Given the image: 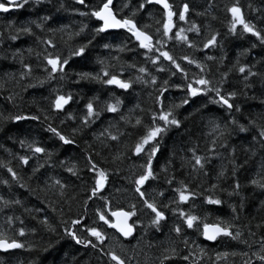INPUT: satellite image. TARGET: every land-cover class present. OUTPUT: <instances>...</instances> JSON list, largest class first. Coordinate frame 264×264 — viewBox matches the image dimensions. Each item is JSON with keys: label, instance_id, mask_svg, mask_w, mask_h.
<instances>
[{"label": "trees", "instance_id": "16d2710c", "mask_svg": "<svg viewBox=\"0 0 264 264\" xmlns=\"http://www.w3.org/2000/svg\"><path fill=\"white\" fill-rule=\"evenodd\" d=\"M169 1L174 5V11L183 3L189 5L190 11L186 14L185 21L178 19V12L173 16L174 27L170 32L173 38L165 39L163 44V50L176 57L178 63L187 70L189 80L200 74V69L196 68L195 64L189 65L186 61L180 60L179 57L183 55H188L206 65L205 71L210 73L209 78L213 80L219 79L218 68L220 72L227 71L237 58L242 64L254 65L253 71L264 73V45H260L250 34L241 35L239 25L235 35L229 32L231 14L227 12V7L236 3L237 0ZM238 2L246 20L251 21L258 28H264V0H238ZM60 3L64 4V8L58 11ZM86 3L90 6L89 8L76 4L74 0H42L40 4H33L30 0V4L23 9L0 13V80H7L4 75L6 72L18 73L20 70L19 59L12 55L17 49L21 50L23 61L32 65L34 78L31 82L36 83L35 78H42L44 75L40 69L45 63L43 61L45 54L59 52L62 57L68 56L70 46L75 47L90 39L91 29L100 22L89 16H81L79 12L89 11L91 7L99 5L100 0H86ZM114 3H116V9H120L125 3L136 6L137 0H114ZM123 10L125 15H129L128 8ZM198 12L202 15H197ZM45 15H49L51 19L45 22L43 30L31 25L34 36L22 35L15 42L8 39L6 31L8 21L11 20L17 25L24 21L39 22L40 17ZM135 20L138 27L147 26L145 27L147 32L154 38H160L156 31L158 27H161L156 21L162 20V9L159 6H146L144 11L137 14ZM192 23L197 25L199 35L196 32L187 31L184 35L197 45L196 48H189L174 38L176 31L180 28L187 29ZM82 24L88 26L85 33L73 40H68L67 33L77 31ZM62 25L67 26L64 33L48 31V28H57ZM212 33H218L217 44L214 47L203 49L202 42ZM36 36H39L41 40L51 39L56 46L51 48L42 42L37 43ZM105 43L110 44L111 47L104 48ZM137 43L125 30L108 31L96 37L89 46L85 58L70 59L69 65L66 66L67 75L63 80L59 79V74H57L55 80L47 81L43 86L28 88L26 91L12 80L6 83L4 89H0V114L5 117L10 114L40 116V120L36 121L11 122L5 120L0 122V165H3L0 167V199L8 201L7 205L0 202V230H3L8 237H14L25 244V248L0 252V264H30V262L34 264H114L96 250L77 245L64 235V229L60 226L61 221L75 219L78 213L85 216L82 225L97 227L106 235L104 250H114L125 258L127 264H159L157 257L160 256L163 247L169 246L170 241H176L175 246L181 255H186L188 249H185L184 245L179 242V239L184 237H187L189 242L195 241L191 245L192 249L195 250L196 245H199L205 250L202 256L198 250L193 252L198 264H243L248 258L253 259V264H258V261L251 257V251L258 248L259 240L264 236V228H256L258 223L264 221V205L261 204L264 201V190L255 188L249 181L253 177L259 179L255 174L261 161H264V149L258 142L252 140L255 129L250 126L249 131L244 133L239 132L238 129H232L231 135L227 136L224 141L225 147H220L219 144L213 146L212 140L216 137L212 132L211 121L214 119L223 125L225 120L231 117L218 104H208L206 109H201V104L207 101L205 96L194 98L189 105L179 110L182 126L179 129H171L161 141L160 152L153 160V169L158 173V178L146 181L142 190L146 198L155 200L158 206L168 204V208L162 209L166 220L162 222L160 232L152 228L145 230L143 225L148 223L151 213L149 209L143 207L131 183L133 174H139L141 171L138 165L143 163V156L132 155L130 149L141 131L133 127L135 118L141 116L145 123L149 121L147 110L154 108V89L142 83H133L125 91L115 85H105L94 81L75 82L76 72H97L100 68L98 60H105L109 65H115L114 68L110 67L109 71L114 72L118 78L123 80L132 79L134 81L137 75H144L138 73L136 68H128V64H135L137 68L144 66L151 75L157 76L158 81L169 79V73L157 72L151 63L145 61L143 55L145 50L139 49ZM252 43H256L255 48L251 47ZM117 46H124L125 51H117ZM28 49H31V52ZM244 49H248L247 54H243ZM207 56H212L214 59L207 60ZM221 57H223V63H219ZM159 63L166 68L170 67L169 62L163 60L162 57ZM250 80L252 87L245 88L243 75L233 69L224 85L226 92L236 91L237 96L231 102L239 105L241 112L233 111V115L239 123L245 125L248 119L258 117L261 112H264V105L260 104V100L264 99L260 77L250 78ZM23 83L26 84L28 81ZM170 83L182 84L181 74L178 73L171 77ZM150 92L153 96H149ZM9 93L16 96L12 103L8 102ZM57 94H71L73 97V100L65 105L63 111H56L51 107ZM183 95L182 91L175 88H170L165 93L166 97L177 103ZM116 98L122 102L119 113L102 111L94 123L87 127L82 125L81 117L86 114L85 105L90 99L93 101L94 108L99 110L104 108L105 102L115 103ZM141 109L144 111L142 112ZM197 109L200 110L197 111ZM68 113H71L74 119H67ZM189 113L192 115L188 116ZM121 114L128 121L127 124L124 120H120ZM45 115L49 116V120H44ZM185 116H188L187 120L184 119ZM61 120L64 122L61 123ZM49 123L57 127L62 134L73 136L76 143L72 146L62 145L57 138L45 130ZM109 124L115 125L111 128L112 134H118V131L125 134L117 141L107 140L105 137L94 139V136H97ZM74 129L81 130L74 133ZM20 140L25 141L24 146H21ZM33 140L37 141L39 146L53 152L52 160L49 161L52 166L46 165L35 173H33V168L37 166L38 161L42 163L46 157L43 154L33 156L29 151L27 144ZM210 147H215V152H208ZM189 148H195L198 155L209 157L210 162L205 165L207 176L201 174L193 179L191 167H181L191 155ZM84 149L89 152H99L98 156H94V160L98 167L108 170V180L102 189L103 196L109 201L106 211L110 212L119 208L129 210L130 204L136 205L137 216L132 217L131 222L139 219L142 224L135 229L132 237L123 238L116 233L115 229L109 228L98 219L95 213L98 209H103L102 199L97 197L88 201L85 211L83 201L87 197L86 190L94 183V174L84 167L86 163ZM121 152L124 155L113 162V157ZM23 155L30 157L28 165L19 162L18 157ZM170 159L169 172H161V166L169 165ZM60 160L66 161V166L75 164L79 178L68 173L65 167L59 164ZM233 164L236 166V179L241 184V188L240 196L229 197L225 191L220 189L231 190ZM8 167L17 172L16 181L12 180L7 171ZM220 171L225 172V177L218 181L216 177ZM169 174L174 175L176 181H183L189 188L195 189L199 195L195 199L190 198L187 203H169L170 200L178 199L173 189L179 187L175 181L171 185L165 183V177ZM49 178L59 179L69 185L63 200L54 194V189L46 185V181L50 185ZM3 181H8V183L5 184ZM213 183H218L219 188L205 192L204 190L210 189ZM21 184L24 187H21ZM197 184L200 185L199 188L196 187ZM161 192L163 195H160ZM73 195L76 199H69ZM205 195H214L224 203L208 205L204 203ZM241 197L244 198L242 209H240ZM15 200L20 203H12ZM65 200L67 203L64 202ZM230 205L237 207L239 211V219L235 223L240 225L243 238L252 244L251 250L247 244L233 241L229 237H218L215 242H209L193 230L187 229L178 214L174 215L172 212L173 208L179 207L186 213L192 212L200 217L206 215L208 217L206 222L214 223L217 217L224 220L231 219ZM9 217L13 218L11 225L7 223ZM45 217L48 218L50 226L56 229L55 233L48 231L40 223ZM20 221L23 223L21 224ZM245 224L249 227H243ZM173 225H181L185 229L183 236L179 239L176 233L171 231ZM21 227L25 229V235L16 236V230ZM249 230L255 232L256 235L249 237ZM81 234L78 232V235ZM91 239L94 240V238ZM49 242L52 246L48 248V251H42L41 249ZM29 245L34 246L32 250H29ZM233 251L237 253L236 256L229 255L226 259H216V254L219 252L232 253ZM241 252H249V257L240 256ZM128 257H131V260H128ZM172 264H186V262L176 260Z\"/></svg>", "mask_w": 264, "mask_h": 264}, {"label": "snow or ice", "instance_id": "6c2138e0", "mask_svg": "<svg viewBox=\"0 0 264 264\" xmlns=\"http://www.w3.org/2000/svg\"><path fill=\"white\" fill-rule=\"evenodd\" d=\"M76 4L82 5L85 8H89L90 6L86 3V0H74ZM33 4H40L42 0H31ZM30 4V0H0V13H8L10 10H19L23 9ZM113 4V0H100L99 5L91 7L89 11L79 12L81 16H89V18H95L96 21L100 22L97 26L91 29V38L88 39L85 43H80L75 47L70 46L69 55L62 57L59 52L57 53H47L43 56V61L45 63L41 66V71L44 73L42 78H35L36 83H32L33 77V68L32 65L25 63L23 61L22 52L20 49H17L12 53L14 58H18L20 62V70L18 73H5L4 75L7 77V80H0V89H4L5 85L8 81L14 80L22 90L26 91L28 88H35L37 86H43L47 81L55 80L57 78V74H59V79L63 80L66 73V66L69 65L70 59L73 57L85 58L87 50L89 46L92 45L93 41L97 36L108 32L113 29H124L128 33H130V37L134 38L137 43V47L139 49L145 50L143 55L145 57V61L151 63L157 72H167L169 73V79H164L162 81H158L157 76L151 75L148 72V69L144 66L136 67L135 64H128V68H136V71L140 74L137 75L135 80L132 79L123 80L118 78L117 74L114 72H110L109 68H114L115 65H109L105 60H98L100 64V68L97 72H88V71H80L76 72V83H79L82 80L94 81L98 83H102L105 85H115L117 88L127 91L133 83H142L145 86H151L154 89L155 95L150 92L149 96H153L154 108L148 109L149 121L147 123L144 122L141 116H137L135 118V124L133 127L139 128L141 131L137 135V138L132 145L130 151L132 155L140 157L143 156V163L139 164L138 167L141 169L139 174H133L131 178V183L134 186V191L138 195L139 200L142 202L143 207L150 210L151 216L147 224L143 225L145 230L152 228L155 231L160 232L162 228V222L166 220L165 212L162 209L168 208V204H163L158 206L155 200H149L145 196V192L142 190V186L145 185L146 181L156 180L158 178V173H156L153 169V160L160 152L161 141L164 138V135L169 132L171 129H179L182 126V120L180 119L179 110L186 105H189L194 98L205 96L207 97V101L201 104V109H206L208 104H218L224 108V110L228 113L230 119L225 120L223 125L217 123L214 119L211 121L212 124V132L215 133V137L212 140V145L215 146L219 144L220 147H225V139L227 136L231 135L232 129H238L239 132L244 133L249 131V126L255 129V134L252 136V140L256 141L260 144V147L264 149V112H261L258 117H254L252 119H248L247 125L241 124L238 122L237 118L233 115V111L235 113H240L241 108L239 105H234L231 101H233L237 93L236 91L226 92L224 90V85L228 80L229 75L235 69L236 72L243 75V81L245 82V88H251L252 83L250 78L260 77L261 86H262V95H264V73L253 71L254 65L249 66L246 64H242L237 58L236 62L233 63L227 71L220 72L219 68L217 71L219 72V79L213 80L209 78L210 73H206V65H203L201 62L196 61L195 59L189 57L188 55H183L179 57L180 60L186 61L189 65L195 64L196 68L200 69V74L196 75L192 80L188 79V72L185 68L178 63L177 58L171 55L168 51L163 50V44L165 39H172L170 36V32L174 27L173 16L177 15L180 21L186 20V14L189 13V5L188 3H183L179 6L177 10L174 11V5L169 3V0H137L136 6H130V4L125 3L122 8L118 9L114 12L111 7ZM146 6H159L162 9V20H157L156 23L161 27L157 28V33L160 38H154L152 34L145 30V27H138L135 17L138 13L144 11ZM251 7V5H249ZM64 8V4L60 3L58 5L57 10ZM124 8L129 9V15L121 16L118 18L119 12H122ZM227 12L231 14V21L229 32L233 35L236 34L237 26L239 25L241 28V35L250 34L255 38L256 41L259 42L260 45H264V28H258L251 21L246 20L243 15L241 6H239V2L237 0L236 3H233L231 6L227 7ZM197 15H202V13H196ZM51 17L49 15H45L40 17L39 22L37 21H24L19 25L15 24L13 21H8L6 31L8 32V39L15 42L22 35L34 36V32L32 30L31 25H35V28L42 29L45 26V22L50 20ZM87 25L82 24L79 29L75 32H68V40H73L75 37H79L85 33L87 29ZM67 26L62 25L57 28H48L49 32H61L64 33L66 31ZM162 28V32H161ZM196 32L199 35V29L195 23H192L189 28L184 29L180 28L178 31L174 33V38L177 41L183 42L189 48H196L197 45L189 40V38L184 35L185 32ZM217 36L218 33H212L209 38L204 39L202 42L203 49H208L210 47H214L217 44ZM37 43H44L48 45V47L54 48L56 45L51 39H43L39 36L35 37ZM67 43V41H65ZM104 48H110L111 45L108 43L103 44ZM252 48L256 47V43H252ZM117 51H125L124 46H117ZM130 51L134 49H129ZM31 52V49H28ZM248 49L243 50V54H247ZM151 53V55H149ZM158 53V55H157ZM39 55V53H38ZM168 61L170 64L169 68L162 66L159 61L160 58ZM207 60H213L214 57L207 56ZM219 63H223V57ZM174 69V71H173ZM181 74V78L183 80L182 84L170 83V79L177 74ZM24 81H28V83H23ZM159 85L158 87H156ZM170 88H175L184 93L183 96L179 98V102H175L170 100L165 96V93L169 91ZM246 95V93H244ZM16 96L12 93H9L8 102L12 103L15 100ZM255 98V97H254ZM73 100L71 94L63 95L57 94L55 99L52 101L51 107L56 111H63L65 105H68L70 101ZM121 100L116 98L115 103L105 102L103 109H95L93 101L90 99L86 105V114L81 117V123L84 127H87L89 124L94 123L96 119H98L101 115L102 111H106L108 113H119V109L121 106ZM260 104L264 105V99L260 100ZM137 107H139L137 105ZM200 109H197L199 111ZM39 111V110H38ZM143 112L144 109H141ZM192 113H189L188 116H191ZM188 116H185L184 119L187 120ZM67 119H74L71 113H68L66 116ZM120 120H124L125 124L128 121L125 119L124 115L119 116ZM5 120L11 122H18L24 120H40L39 115H21V114H10L8 116H4L0 114V122ZM44 120H49V116L45 115ZM64 121L61 120V123ZM115 127V125L109 124L108 127L104 128L97 136H94V139H99L100 137H105L107 140L117 141L120 136H123L125 133L122 131H118V134H112L111 128ZM47 132H50L62 145L72 146L76 143L73 136H66L58 130L57 127H53L51 123L48 124L45 129ZM81 129H74L73 132L80 131ZM103 143V141H101ZM21 146L25 145L24 140H20ZM29 151L33 154V156H37V154H43L46 159L41 163L38 161L37 166L33 168V173L38 172L41 168H44L46 165L51 167L49 161L52 160L53 152L48 151L45 147L39 146L37 141L33 140L31 143L27 144ZM84 160H85V168L88 172L93 173V185L86 190L87 197L83 201V206L85 207V211L87 210L88 201L93 200L94 198H100L104 201L103 209H98L95 215L98 217L103 224L107 225L109 228L115 229L116 232L120 234L122 237H132L134 235V230L142 224V221L139 219L129 223V220L132 217L137 216V208L135 204L129 205V210L125 211L123 209L106 211L108 209L109 201L106 197L103 196L102 189L105 187V182L108 180V170L98 167L97 162L94 160V156H98L99 152H89L87 149H84ZM190 157L181 165V167L190 166L191 172L193 175V179H196L199 175L207 176L208 173L205 171V165L209 163V157L198 155L195 148H189ZM208 152H215V147H210ZM124 154L121 152L113 157V162L119 160ZM19 162L23 165H28L30 157L27 155L19 156ZM181 160H184V157H181ZM247 163V161H245ZM59 164L65 167V170L70 173L72 176L79 178L78 170L76 169L75 164L72 166H66V161L60 160ZM171 165V159L169 160V165H162L161 172L168 173L169 166ZM3 165H0L2 167ZM7 171L10 173L13 181L18 179V174L11 167L7 168ZM255 176H258L259 179L253 177L250 179L249 183L258 188L260 190H264V161H261L259 165V169L257 170ZM225 177V172L220 171L217 174L216 179L219 181L221 178ZM232 178L233 184L231 190L220 189L221 191H225L226 194L231 196H240V188L241 184L236 179V166L233 164L232 168ZM50 179V185L48 181H46V185L50 189H54L55 195H58L60 199H64L66 196V189L69 187L67 183L62 182L59 179ZM179 184V187L173 189L176 193L178 199L170 200L169 203L172 204H183L187 203L190 198L195 199L199 193L195 191V189L189 188L187 184L183 181H176L174 175H166L165 183L171 185L173 182ZM3 183L7 184L8 181H3ZM24 187L23 184L20 185ZM197 188L200 187L199 184L196 185ZM219 188L218 183H213L210 185V189H205V192L210 190L215 191ZM43 190V189H42ZM160 195H163L161 192ZM69 199L75 200L76 197L70 196ZM244 198L241 197L240 209L243 208ZM0 202L5 205L8 204V201L0 199ZM67 203V200L64 201ZM12 203L19 204L20 201L15 200ZM204 203L208 205H221L224 203L220 198L215 197L214 195H205ZM264 205V201L261 202ZM231 208V219L224 220L220 217L216 218V222L207 223L208 217L205 215L204 217H200L198 215L193 214L192 212L186 213L183 209L176 207L172 209L173 214H178V217L182 220L183 225H186L187 229H191L196 232L197 235L203 236V238L207 241H216L218 237H229L233 241H238L242 244H247L248 248L251 250L252 244L249 243L247 239L243 238V232L241 230L240 225L235 223L239 219V211L237 207L230 205ZM39 211V210H37ZM55 211V209H53ZM114 218V220L112 219ZM18 219V218H17ZM85 219V216L82 214H77L75 219H69L66 221H61V227L64 229V235L70 238L75 244L82 245L85 248H91L96 250L103 256H106L110 262H114V264H127L124 257L118 255L114 250H104V242L106 240V235L99 230L97 227L82 225V220ZM13 222V218L9 217L7 223L11 225ZM22 224L23 221H20ZM47 228L48 231L53 233L56 232L55 228H52L49 224L48 218L45 217L42 221H40ZM243 227L248 228L249 225L245 224ZM257 229L264 228V221H261L256 225ZM34 231V230H33ZM171 231L176 233L177 238L183 236V232L185 229L181 225H173ZM78 232H81V235H78ZM87 235L84 236L83 234ZM16 236L23 237L25 235V229L23 227L16 230ZM256 235L255 232L249 230V237H254ZM91 238H94L91 239ZM179 242L182 243L185 249H188L186 255H181L180 251L177 249L176 241H170L169 246L163 247L161 249V254L157 257L159 264H172V262L176 260H181L186 262V264H198V260L193 256L194 251H199L200 255L205 254V250L196 245V249H192L191 245L195 243V241L189 242L187 237L183 239H179ZM52 244L49 242L47 246H44L41 250L48 251V248L51 247ZM151 246V245H150ZM34 246L29 245V250H32ZM25 248V244L19 242L14 237H8L7 234L0 230V250L8 251L12 249H21ZM229 255L236 256L237 253L233 251L229 252H219L216 254V259L220 260L222 258L226 259ZM242 257H249V252H241L239 253ZM251 257L255 258L258 261V264H264V236L259 240V246L255 251H251ZM131 260V257L127 258ZM30 264H34V262H30ZM243 264H253V259L248 258L245 259Z\"/></svg>", "mask_w": 264, "mask_h": 264}, {"label": "water", "instance_id": "95a60500", "mask_svg": "<svg viewBox=\"0 0 264 264\" xmlns=\"http://www.w3.org/2000/svg\"><path fill=\"white\" fill-rule=\"evenodd\" d=\"M114 1V0H113ZM169 3H170V1H169ZM113 5V4H112ZM112 7V6H111ZM114 30H120V29H113V30H109V31H114ZM120 209H123V208H119V209H116V210H120ZM123 210H125V211H127L126 209H123ZM111 211H113V210H111ZM113 220H114V218H112ZM132 221V218L129 220V223H132L131 222ZM116 231V230H115ZM134 232H135V230H134ZM116 233H118V232H116ZM119 234V233H118ZM120 235V234H119ZM123 238H125V237H123ZM127 238H130V237H127ZM209 242H213V241H209ZM215 242V241H214ZM12 250H15V249H12ZM12 250H8V251H12ZM0 252H7V251H3V250H0Z\"/></svg>", "mask_w": 264, "mask_h": 264}, {"label": "flooded vegetation", "instance_id": "af4514ba", "mask_svg": "<svg viewBox=\"0 0 264 264\" xmlns=\"http://www.w3.org/2000/svg\"><path fill=\"white\" fill-rule=\"evenodd\" d=\"M112 8H113L114 12H116V11L118 10V9H116V3H114V1H113ZM120 8H121V7H120ZM121 16H127V15H125L124 10L122 11V13L119 12V14H118V18H120ZM120 30H124V29H120ZM125 31H126V30H125Z\"/></svg>", "mask_w": 264, "mask_h": 264}]
</instances>
